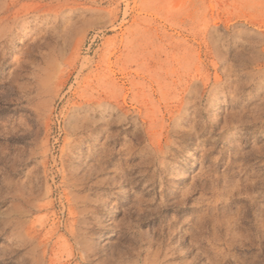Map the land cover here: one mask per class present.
I'll return each instance as SVG.
<instances>
[{
  "label": "rangeland",
  "instance_id": "374dc122",
  "mask_svg": "<svg viewBox=\"0 0 264 264\" xmlns=\"http://www.w3.org/2000/svg\"><path fill=\"white\" fill-rule=\"evenodd\" d=\"M0 264H264V0H0Z\"/></svg>",
  "mask_w": 264,
  "mask_h": 264
}]
</instances>
